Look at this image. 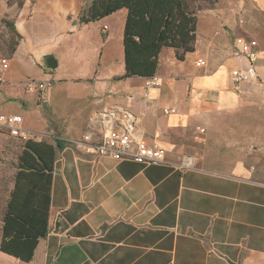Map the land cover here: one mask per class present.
Returning <instances> with one entry per match:
<instances>
[{
	"label": "crops",
	"instance_id": "1",
	"mask_svg": "<svg viewBox=\"0 0 264 264\" xmlns=\"http://www.w3.org/2000/svg\"><path fill=\"white\" fill-rule=\"evenodd\" d=\"M92 2L0 0V58L8 59L0 111L22 115L48 143L70 142L54 163L47 236L29 262L0 249V264H264V147L225 169L177 168L197 127L214 114L264 103V0H248L251 26L236 20L232 7L196 15L193 50L179 60L174 49H162L157 86L140 76L121 78L129 8L82 22ZM3 19L13 23L12 36ZM239 34L258 42L256 75L243 81L232 74L250 66L234 53ZM47 55L58 62L54 70ZM200 57L206 64L197 67ZM28 78L50 84L29 92ZM73 102L78 108L69 114ZM114 103L165 148L166 163L96 157L72 143L93 111ZM167 108L175 111L165 114ZM2 219L1 213L0 242Z\"/></svg>",
	"mask_w": 264,
	"mask_h": 264
},
{
	"label": "trees",
	"instance_id": "2",
	"mask_svg": "<svg viewBox=\"0 0 264 264\" xmlns=\"http://www.w3.org/2000/svg\"><path fill=\"white\" fill-rule=\"evenodd\" d=\"M18 1L21 5L23 0ZM122 6L129 8L123 38V77L153 76L158 53L165 45L192 49L195 17L184 0H93L81 21L99 20ZM3 23L8 27L13 24L6 19ZM44 61L50 70L58 66L54 55L45 56ZM67 144L70 142L60 138L54 139V143L43 139L23 141L13 186L1 212L2 252L29 262L39 239L47 236L54 163L58 151Z\"/></svg>",
	"mask_w": 264,
	"mask_h": 264
},
{
	"label": "rangeland",
	"instance_id": "3",
	"mask_svg": "<svg viewBox=\"0 0 264 264\" xmlns=\"http://www.w3.org/2000/svg\"><path fill=\"white\" fill-rule=\"evenodd\" d=\"M184 1L189 11L193 12L194 17L206 12L208 9L217 11L223 7H232L234 8L233 16L236 20L240 22V19L242 20L243 18L247 24L249 23L248 26L256 23L246 18L248 13L246 8L248 6V0ZM18 2V0H12L11 3H15L18 6ZM241 16L242 18H240ZM2 25L6 26L4 23ZM7 30H9V36H12L10 26H7ZM2 34L4 32H1ZM162 49H174L177 53V58L183 60L185 59V54L192 51L193 47L191 50L185 51L172 45H165ZM162 49L158 53L156 69L153 75L157 78L159 55ZM121 78L125 77L122 75ZM144 79L146 85L148 77ZM56 98L59 101L60 96H56ZM77 108L78 104L73 102V104L68 106V113L74 114ZM201 127L204 128V132L199 134V136L198 133L193 136V141L189 143V147L191 148L185 154L193 157L198 165L211 169H225L238 157L249 155L254 149L264 147V103L250 104L241 109L219 111L212 116L208 125L206 124ZM39 138L46 139L47 137L40 134ZM183 140L184 142L182 144L186 142V139ZM22 143V140L12 138V136L0 135V214L5 206V202H7L9 191L13 186L17 156L22 150Z\"/></svg>",
	"mask_w": 264,
	"mask_h": 264
},
{
	"label": "built area",
	"instance_id": "4",
	"mask_svg": "<svg viewBox=\"0 0 264 264\" xmlns=\"http://www.w3.org/2000/svg\"><path fill=\"white\" fill-rule=\"evenodd\" d=\"M240 22L242 20L240 19ZM108 25L102 26V31L107 30ZM219 32V29L216 30ZM234 53L246 57L250 66L246 72L241 69L232 71L235 81H243L249 76H255L256 70L253 62L256 59V47L258 42L254 38H248L242 34L235 37ZM202 57L195 61L197 67L206 64ZM8 67V59L0 58V72ZM3 77L0 73V88L3 86ZM46 81L26 80V87L29 92L42 93L49 86ZM147 86L160 85L156 76H151L146 81ZM175 111V108L164 109L165 114ZM24 118L20 114L4 113L0 111V134H6L22 141L38 140L40 134L29 130L23 124ZM138 117L130 112L126 106L120 104H106L90 115L86 130L81 139L73 140L77 146L86 153L96 157L107 156L113 160H130L141 164H164L166 163V150L156 140H148L138 131ZM198 136L204 132L203 127H197ZM196 162L190 155L182 158L177 168L180 171L193 169ZM264 185V182H263Z\"/></svg>",
	"mask_w": 264,
	"mask_h": 264
}]
</instances>
